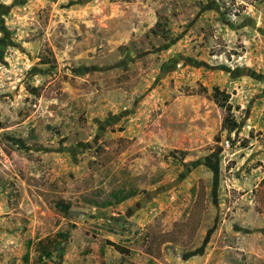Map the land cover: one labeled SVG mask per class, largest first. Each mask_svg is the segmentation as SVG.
<instances>
[{
  "label": "rangeland",
  "instance_id": "1",
  "mask_svg": "<svg viewBox=\"0 0 264 264\" xmlns=\"http://www.w3.org/2000/svg\"><path fill=\"white\" fill-rule=\"evenodd\" d=\"M0 264H264V0H0Z\"/></svg>",
  "mask_w": 264,
  "mask_h": 264
},
{
  "label": "trees",
  "instance_id": "2",
  "mask_svg": "<svg viewBox=\"0 0 264 264\" xmlns=\"http://www.w3.org/2000/svg\"><path fill=\"white\" fill-rule=\"evenodd\" d=\"M152 33L156 36H164L166 34V31L162 30L159 23H156L154 27L152 28ZM211 95L213 101L216 103V105L221 108L224 112L222 121H221V127L223 130H225L227 133H232L235 131L239 124L236 121L233 112H232V106L229 103L230 95L226 93L224 90H220L217 86H214L211 90ZM251 139L257 138L255 135H251ZM245 147V145H242ZM59 208L64 210L65 212L68 211V206L64 204H58ZM58 241L55 244H52L50 247L46 246V244L42 245L41 243L38 245L39 250L41 251V254L45 258H50L52 256L53 250H58L62 244V242L67 238L68 233H58ZM57 244V245H56ZM112 247L115 248V250L120 251L121 248L115 244L112 243ZM122 252V251H120Z\"/></svg>",
  "mask_w": 264,
  "mask_h": 264
}]
</instances>
